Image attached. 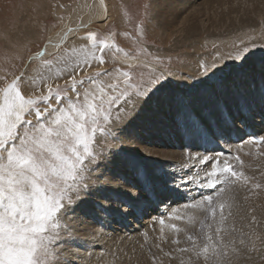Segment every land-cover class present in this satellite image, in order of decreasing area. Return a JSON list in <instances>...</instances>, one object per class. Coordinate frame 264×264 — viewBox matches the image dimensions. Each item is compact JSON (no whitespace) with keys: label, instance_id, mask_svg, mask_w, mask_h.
<instances>
[{"label":"snow or ice","instance_id":"6c2138e0","mask_svg":"<svg viewBox=\"0 0 264 264\" xmlns=\"http://www.w3.org/2000/svg\"><path fill=\"white\" fill-rule=\"evenodd\" d=\"M174 6V0H148L144 9L160 15ZM88 39L93 51L80 49L82 65L57 69V78H70L63 89L26 95L27 70L0 85V264H80L83 257L71 250L78 239L73 221L84 216L109 226L135 216L150 193L159 203L170 194L184 199L182 189L196 182L191 167L182 175L174 165L165 167L168 162L154 159L146 141L144 155H137L147 136H167L184 150L186 161L205 169L211 165L208 182L200 186L213 191L242 173L227 160L221 166L219 153L209 156L214 149L206 143L227 144L244 133L250 142L264 144V136L257 140L247 132L264 131V42H241L227 54L198 60L195 75L174 73L153 57L150 66L142 62L147 71L139 74L130 64L127 71L115 70L116 79L102 70L77 80L76 67L105 63V42L97 44L92 32ZM36 56L43 58L44 52ZM52 63L43 60L49 70ZM101 77L111 82L99 83ZM239 138L243 141V135ZM99 235L97 230L86 243L99 247ZM187 239L192 247L181 252L192 251L205 261L218 255L212 236L203 247L197 237Z\"/></svg>","mask_w":264,"mask_h":264},{"label":"rangeland","instance_id":"374dc122","mask_svg":"<svg viewBox=\"0 0 264 264\" xmlns=\"http://www.w3.org/2000/svg\"><path fill=\"white\" fill-rule=\"evenodd\" d=\"M76 1L0 0V85L9 83L15 75H19L22 71L27 70L29 77L27 78L28 82L24 85L26 95L34 97L46 95L49 87L53 90L56 88L63 89L66 84L70 83V78L67 75L57 78V69L63 70L67 68L70 71L73 66L83 64V61L78 59L77 54L81 48L93 51L92 42L88 39L89 32L95 33L97 44L103 40L107 45L102 54L105 63L100 64L92 61L90 66L76 67L73 75L77 80L92 76L102 70H109L112 78L116 79L119 74L115 70L127 71L130 64L133 65V71L139 74L141 71H147L143 67L142 62H147L150 66L153 57H159L163 61V64L168 66V70L174 73L183 72L185 75H195L198 60H210L213 56L227 54L232 50L234 44L240 45L241 42H264V14L261 13L253 17L252 21L250 20L243 28L238 27L234 31L228 32L222 30L223 33L215 35H213L215 32L212 31L208 32V34L204 33L203 36L199 35L193 39L189 38L183 43L178 40L182 44L176 43L175 34L167 33L164 29L165 24L173 20L172 16L174 17L177 10L182 9L183 11L184 8H189L191 5L197 6L198 4L197 7H199L203 0H194L192 3L176 1L178 8L174 9L173 7L160 13V17L168 18L166 21H162L156 15L145 11L144 5L148 0H105L109 7V16L103 25L91 23L86 27H81L82 29H77L74 34L71 31L68 33V28L74 27V24L73 26L71 25L72 22H75L73 21L75 18L70 19V14ZM183 15L184 13L181 17ZM68 23H70L69 26ZM81 41L85 44H81ZM79 43L81 47H79ZM44 48L45 55L43 58L36 57L29 61L31 56H36V53ZM73 48L76 49V54L72 53L71 50ZM95 52L97 56L101 55L98 47L95 49ZM43 60L53 61L51 70L44 66ZM98 82L111 81L109 77H101ZM33 88L35 91H33ZM68 94L71 95V93ZM53 104H55V101H53ZM40 107L43 108V105ZM150 140L149 144L154 145L157 150L184 152L178 145H175V141L170 140L167 136H154ZM230 141H233V139ZM246 141V137L243 136V141L239 138V141L233 142L239 147L251 144L249 141L245 143ZM214 145L216 144H213V146L211 144L207 147L208 149H214V151L209 152L223 151L227 155L232 154L230 156L234 159V163L231 166L234 170L237 169L238 172L242 173L241 179L244 181L246 187L244 195L247 194L246 197L248 199L256 200L260 198L264 201V144H257V148L252 147L244 155L234 152V146L232 147L228 143L225 145L224 141H220L219 145L216 146L220 150H215ZM201 149L204 151V148ZM257 149H261L260 153ZM253 151L255 152L253 153ZM214 155L212 154L211 156ZM170 162H173L175 166L174 170L176 171L181 170L179 168L181 164H185L186 166L190 162L193 163L192 161H186V157L181 160H177L176 158L175 160L170 159ZM254 178L255 180L253 181L255 183L252 182ZM202 179L204 180H201V182L207 181L206 175ZM199 180H197L198 183L200 182ZM257 183L260 186L258 188L254 187L255 184L258 185ZM228 185L230 184L228 183ZM228 185L225 183L218 191V195L211 202L207 200V204L205 205L206 211H204V215L199 221L197 229H195L196 232H199L196 236L198 244L201 243V235L212 225L218 198L223 193L225 194V191L227 193L231 190V187H228ZM155 197L153 195L152 199H155ZM146 201L149 203V200ZM143 206H140V208ZM211 206L213 207L211 208ZM210 208L211 210H209ZM143 209L145 212L140 215L139 220H137L138 223L134 222V216L120 219L123 220V222L120 221L123 224H119V219L112 222L110 227L104 230L105 234L107 231V237L113 238V236H117L118 241H127L133 235L134 237L132 236V238L136 248L139 246L136 242L141 239V242L138 241L141 246L145 245L147 248L153 249L162 247L164 249L175 245L173 241L179 242L183 246V237L187 240L188 236L191 235L190 232H186L184 236L182 235L179 238L178 236H173L175 234L173 233L172 235L170 231L176 230L177 227L173 222L179 223L177 220L171 218L168 212L164 211L163 214L165 216L162 215L164 216V221L161 219V221H157V227L152 223L154 220L150 217L153 209L150 208V204ZM147 217L150 219L148 220ZM80 223L79 228L85 226L82 220ZM134 223L136 226H139H134ZM112 234L113 236H111ZM150 235L153 237L151 238ZM137 238L138 240H136ZM126 244L129 243L127 242ZM188 246L191 247V243H188Z\"/></svg>","mask_w":264,"mask_h":264},{"label":"bare ground","instance_id":"6f19581e","mask_svg":"<svg viewBox=\"0 0 264 264\" xmlns=\"http://www.w3.org/2000/svg\"><path fill=\"white\" fill-rule=\"evenodd\" d=\"M176 1H185V3L194 2V0H174L175 4ZM177 6L176 4L174 9L178 8ZM197 6L191 5L189 8H184L183 11L182 9L177 10L174 17L172 16L173 20L165 24V31L169 34H175L174 36L177 39L176 43L179 42L178 40L183 43L189 38L193 39L199 35L203 36L204 33L208 34V32L212 31L215 32L213 35L221 34L224 30L225 32L234 31L238 27H245L250 20L252 21L253 17L261 13L264 14V0H203L202 4L199 7ZM108 12L109 7L105 0H77L70 14V19L75 18L73 20L75 22H72L71 26L74 24L77 31V29H82L83 26L86 27V25H90L91 23L103 25L109 16ZM183 13L184 15L181 17ZM156 17L161 18L162 21L168 20L167 17L162 18L160 15H156ZM69 24L70 23H68V26ZM72 29L73 27L68 28V33L70 32L69 30L72 32ZM83 43L84 42L81 41V44ZM79 47H81V45ZM256 123L258 125V119ZM249 130L259 138L264 136V131H260L258 127H251ZM241 135L245 136L247 141L251 144L239 147L233 141H229L228 144L232 147L234 146V152L244 155L247 154L252 147H258L257 144L250 142L249 136L244 133L234 134L233 137ZM153 137L154 136H147L144 138V141L140 142V146L135 149L137 155H144L141 150H143L145 146V141L147 142V146H149V141H151L150 139H153ZM247 141L245 143H247ZM156 144L158 145V143ZM211 144L213 146V143H206L205 147ZM214 146L215 150H220V148L216 147L217 145ZM125 147H128V145H125ZM149 147L154 148V159L163 161L167 158L166 161L168 164H166L165 167L173 165L170 159L175 160L176 158L177 160H181L185 157L182 151L167 150V152H165L157 150L154 145H150ZM260 150L261 149L258 150L259 153ZM198 151L202 153L203 150L199 149ZM255 151H253V153ZM216 153H219L218 158L221 161V166L225 160L233 165L234 159L230 156L232 154L227 155L223 151L214 153L208 152L207 154L211 156ZM188 167H191V174L195 177L196 182L182 189L186 194L185 198L180 199L177 195L170 194L171 199L165 200L164 203H159L157 197L152 199L153 195L150 193L149 198L146 199L149 200V203L145 200V202L140 205H144L141 211L134 216L135 223H138L137 220H139L140 215L145 212L143 208H146V206L150 204V208H153L150 217L154 220L152 223L155 224V226L158 227L157 221H164L165 215L163 213L166 211L171 218L179 222L176 224L172 221L177 227L175 231H170L172 235L173 233L175 234L173 236H178L179 238L182 235L184 236L186 232H190L194 237L199 234L195 229H197L199 221L202 219L204 211H206L205 205L207 204V197L211 195V200L215 198L224 184L218 185L216 191H213L211 188L201 187V180H204L202 178H204L206 171H210L211 165L208 166V169H205L203 165L198 163L193 165V163L190 162L183 169L179 170L178 173L180 172L179 174L182 175L188 170ZM235 171L240 173L237 169ZM196 173H199V175L196 176ZM227 175L230 176V173ZM198 179H200L199 183L197 182ZM253 180H255V178L252 179V182L255 183ZM232 181L233 182H229L230 185L227 183L228 187H231V190L227 193L225 191V194L223 193V195L218 198L211 227L200 237L201 243L198 244L199 247H203L208 236H212L213 241L219 244L218 255L213 256L209 261H205L203 256L197 258L192 251L181 252L180 249H191L192 247L188 246L190 242L188 239L185 240L184 237L182 239L183 246L177 242L175 245L168 246V248L164 249L162 247L154 249L148 247V249L145 245L141 246V244L138 243L141 239L138 240L137 238L136 240L138 241L136 243L140 247L137 246L138 248H136L132 238L133 235H129L132 239L127 236V241H118L117 236H113V234L111 235L113 238H109L107 237V231L105 234L104 230H106L107 227L109 228L110 225L101 227L99 224H93L90 219L84 216L81 217L85 225L82 228H79L80 222H72V226L76 228L75 236L78 239L72 245L71 250L83 257L80 264H154V262L155 264H181V261H183V264H264V201L260 198L256 200L248 199L246 197L247 194L244 195L246 187L241 176L239 179L232 178ZM207 182L208 181L205 180L202 183L206 184ZM249 189L247 188V190ZM173 201L177 202L173 203ZM222 204L224 205L223 208H221ZM169 205H171V207H169ZM212 207L213 206H211V208ZM211 208L209 210H211ZM221 214H223L222 222ZM147 219L149 220L150 218L147 217ZM120 221L123 222V220L119 219V224L122 223ZM135 223L134 226H136ZM124 224L126 225V223ZM217 228L220 229L218 235L216 231ZM97 230H99L100 233V235L96 237L99 247L89 246L86 241L90 240ZM150 237L152 238L153 236L150 235ZM127 242L129 244H126ZM165 253H169V255H165Z\"/></svg>","mask_w":264,"mask_h":264},{"label":"water","instance_id":"95a60500","mask_svg":"<svg viewBox=\"0 0 264 264\" xmlns=\"http://www.w3.org/2000/svg\"><path fill=\"white\" fill-rule=\"evenodd\" d=\"M87 26V25H86ZM75 27H73V29H72V32L71 33H75L76 32V28L74 29ZM75 31V32H74ZM41 51H43L44 53H45V48L43 49V50H41ZM45 55V54H44ZM37 56H35V55H33V56H31L30 57V59H29V61L31 60V59H33V58H36ZM28 61V62H29Z\"/></svg>","mask_w":264,"mask_h":264}]
</instances>
